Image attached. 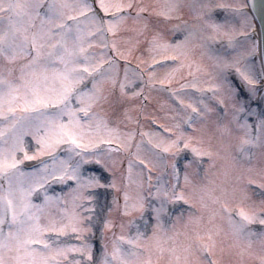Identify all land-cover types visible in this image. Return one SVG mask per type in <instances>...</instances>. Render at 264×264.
I'll return each instance as SVG.
<instances>
[{"label": "snow or ice", "instance_id": "obj_1", "mask_svg": "<svg viewBox=\"0 0 264 264\" xmlns=\"http://www.w3.org/2000/svg\"><path fill=\"white\" fill-rule=\"evenodd\" d=\"M254 7L0 0V264H264Z\"/></svg>", "mask_w": 264, "mask_h": 264}, {"label": "rangeland", "instance_id": "obj_2", "mask_svg": "<svg viewBox=\"0 0 264 264\" xmlns=\"http://www.w3.org/2000/svg\"><path fill=\"white\" fill-rule=\"evenodd\" d=\"M220 2H223V3H229V2H231V0H220ZM239 3H245L244 2V0H239ZM254 24H255V22H254ZM256 25V24H255ZM255 34V33H254ZM252 35V40L253 41H255V42H257V39L255 38V35ZM138 56H141V53H137L136 52V54H132V56H131V59L133 60V61H135L136 60V58L138 57ZM257 63H259V60H257ZM147 126V125H146ZM92 170V169H91ZM54 188H56V190L57 191H59L60 190V188H59V186H56V185H54L53 186ZM97 195H98V197H99V200H100V202L101 203H107V199L108 198H110L111 199V193H109L107 190H105V189H99L98 190V193H97ZM104 211L106 212V209H104ZM177 211H179V210H177ZM116 223L117 224H119V220L117 219V221H116ZM118 230V229H117ZM133 231L135 230L134 228L132 229ZM98 236V235H97ZM109 236H110V234H109ZM96 236H94L93 238H92V243L94 244V246H96V247H98L97 246V241L94 239Z\"/></svg>", "mask_w": 264, "mask_h": 264}, {"label": "water", "instance_id": "obj_3", "mask_svg": "<svg viewBox=\"0 0 264 264\" xmlns=\"http://www.w3.org/2000/svg\"><path fill=\"white\" fill-rule=\"evenodd\" d=\"M252 3L255 4V7L253 8L257 19L260 23V26L262 28V34L264 39V0H251Z\"/></svg>", "mask_w": 264, "mask_h": 264}, {"label": "bare ground", "instance_id": "obj_4", "mask_svg": "<svg viewBox=\"0 0 264 264\" xmlns=\"http://www.w3.org/2000/svg\"><path fill=\"white\" fill-rule=\"evenodd\" d=\"M257 32L259 33V31L257 30ZM256 38L258 39L259 38V35L255 34Z\"/></svg>", "mask_w": 264, "mask_h": 264}]
</instances>
